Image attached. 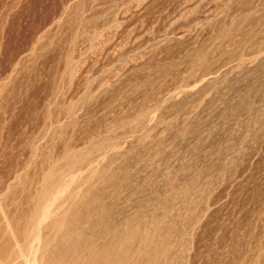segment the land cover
Wrapping results in <instances>:
<instances>
[{"label": "rangeland", "instance_id": "1", "mask_svg": "<svg viewBox=\"0 0 264 264\" xmlns=\"http://www.w3.org/2000/svg\"><path fill=\"white\" fill-rule=\"evenodd\" d=\"M0 264H264V0H0Z\"/></svg>", "mask_w": 264, "mask_h": 264}]
</instances>
